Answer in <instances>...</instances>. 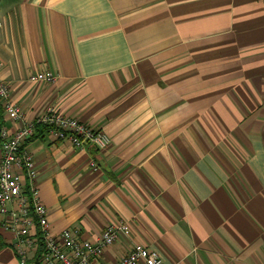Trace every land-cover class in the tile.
I'll return each mask as SVG.
<instances>
[{"label":"crops","instance_id":"obj_1","mask_svg":"<svg viewBox=\"0 0 264 264\" xmlns=\"http://www.w3.org/2000/svg\"><path fill=\"white\" fill-rule=\"evenodd\" d=\"M0 83L25 123L53 107L110 140L26 142L52 235L94 242L123 221L100 264L136 245L162 264H264V0H0ZM7 220L0 264H22Z\"/></svg>","mask_w":264,"mask_h":264},{"label":"built area","instance_id":"obj_2","mask_svg":"<svg viewBox=\"0 0 264 264\" xmlns=\"http://www.w3.org/2000/svg\"><path fill=\"white\" fill-rule=\"evenodd\" d=\"M58 75L41 71L30 77L34 83H53ZM10 90L0 83V106L3 114L12 122L22 124L10 133L0 129V216L9 218L3 227L12 233L17 255L24 264L32 253V264H100L104 249L120 237L129 234L128 225L119 221L107 226L100 236L89 242L81 239L75 231L66 229L54 236L49 230L47 210L40 202L36 189V170L32 157L25 150L28 139L38 128H45L57 141L67 142L76 149L91 145L104 150L110 140L104 132L81 124L73 118L60 115L53 107L32 123H25L23 110L10 101ZM37 226L42 241L32 232ZM35 248H40L35 259ZM117 264H162L159 255L145 246H133Z\"/></svg>","mask_w":264,"mask_h":264},{"label":"trees","instance_id":"obj_3","mask_svg":"<svg viewBox=\"0 0 264 264\" xmlns=\"http://www.w3.org/2000/svg\"><path fill=\"white\" fill-rule=\"evenodd\" d=\"M2 126H3V111H2L1 106H0V129H1ZM41 131H45V128H43V127L38 128L36 133H40ZM36 133H35V135L33 137H31L27 141H30V140H33V139L37 138L38 135ZM38 241H39V246L41 247L42 241H41V238H40V234H38Z\"/></svg>","mask_w":264,"mask_h":264}]
</instances>
